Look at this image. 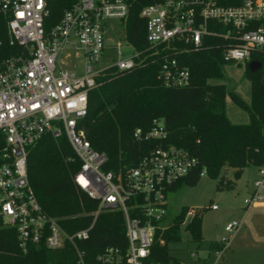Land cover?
<instances>
[{
  "label": "built area",
  "instance_id": "built-area-1",
  "mask_svg": "<svg viewBox=\"0 0 264 264\" xmlns=\"http://www.w3.org/2000/svg\"><path fill=\"white\" fill-rule=\"evenodd\" d=\"M134 1L76 0L47 32V0H0V16L10 44L24 48L23 53L0 64V217L17 231L18 246L24 254L34 246L57 251L70 244L76 250L77 264H91L78 242L90 239L101 213L121 212L126 252L107 248L97 255L95 263L153 264L148 260L156 233L171 224L167 221L168 193L197 171L199 162L184 149L169 145L157 147L123 173L104 171L108 157L92 148L81 126L88 114L90 92L100 85L98 79L107 69L130 72L157 60L161 62L158 78L166 87L188 86L190 69L177 57L204 50L210 37L225 43L226 63L249 62L254 53L264 52V0H243L239 6L223 4L230 0H162L140 12L148 43V57L144 59V52L126 39V22ZM117 21L124 27L127 46L136 52L129 57L123 56L120 42L116 47L108 44L109 35H115L113 22ZM111 51L116 52L112 64L95 70ZM63 54L66 60L81 57L82 72L59 67ZM46 136L67 139L81 164L73 182L98 204L92 225L73 234L44 212L29 182V150ZM134 138L166 140L167 132L155 122L148 132L136 129ZM205 175V169L201 170L200 176ZM255 204H264V166L258 168V180L248 200V207ZM217 209L212 206V210ZM238 227L233 222L225 231L232 233ZM225 249L214 254L220 257Z\"/></svg>",
  "mask_w": 264,
  "mask_h": 264
},
{
  "label": "trees",
  "instance_id": "trees-1",
  "mask_svg": "<svg viewBox=\"0 0 264 264\" xmlns=\"http://www.w3.org/2000/svg\"><path fill=\"white\" fill-rule=\"evenodd\" d=\"M47 1L50 14L45 29L49 32L76 0ZM160 1L135 0L126 22V39L144 52V59L148 57L145 53L148 43L146 24L140 12L145 6ZM242 1L230 0L223 4L239 6ZM0 42V64L24 52L22 46L10 44L2 16ZM224 44L222 39L210 37L204 50L188 51L177 57L191 72V83L185 87H166L162 83L158 78L159 60L130 72L119 73L110 68L101 73L100 85L89 94L88 114L81 126L92 148L108 157L104 171L118 175L136 167L157 147L169 145L184 149L199 162L197 171L176 183L171 192L183 185L196 186L203 169L211 179L218 180L227 168H233L235 178L239 179L249 166H264V52L254 53L247 62L251 102L246 104L225 84L211 83L225 77L224 67L228 63L223 58ZM252 62L257 64L254 71L249 67ZM227 94L248 112V124L236 125L228 120L225 113ZM155 122L162 124L167 132L166 140L134 138L136 129L148 132ZM69 158L72 160L68 161ZM80 166L65 137L56 140L46 136L29 150L28 176L36 197L44 212L57 219L69 234L90 227L94 222L93 213L98 208L97 202L73 182ZM193 212L190 222L185 224L190 209L184 207L164 231L156 233L148 263L179 264L172 256L171 246L182 241L183 228L189 233L191 242L203 240L202 214ZM127 245L125 219L121 212L101 213L90 239L78 242L80 249L87 252L91 264H97V255L105 249L115 248L125 253ZM225 246L222 242H210L209 252L224 250ZM0 264H77V253L68 244L57 251L34 246L24 254L18 246L17 231L6 226L0 217Z\"/></svg>",
  "mask_w": 264,
  "mask_h": 264
},
{
  "label": "rangeland",
  "instance_id": "rangeland-1",
  "mask_svg": "<svg viewBox=\"0 0 264 264\" xmlns=\"http://www.w3.org/2000/svg\"><path fill=\"white\" fill-rule=\"evenodd\" d=\"M113 24L115 35H109L108 44L116 47L120 42L124 57L135 54V50L126 44L123 25L118 21ZM115 59V51L107 52L94 69H106ZM58 61L59 67L63 69L69 68L78 72L83 70L81 57L66 60L63 54ZM247 65V62L228 63L224 67V79L211 83L225 84L232 90L233 95L250 104L251 84L246 77ZM225 106L226 117L232 124L244 125L250 122L248 112L234 102L232 95H226ZM234 172L233 168H227L220 177L222 180H214L205 175L196 186L183 185L168 193L169 223L184 207L190 209L187 224L191 220L192 211H199L203 219V240L200 243L191 242L189 233L183 228L182 241L171 246L172 256L179 260V264H264V211L248 207V200L258 180V167L249 166L239 179L235 178ZM214 205L218 207L217 210H212ZM233 222L239 224V227L232 233L226 232L225 227ZM210 242L224 243L226 251L217 257L209 252Z\"/></svg>",
  "mask_w": 264,
  "mask_h": 264
},
{
  "label": "water",
  "instance_id": "water-1",
  "mask_svg": "<svg viewBox=\"0 0 264 264\" xmlns=\"http://www.w3.org/2000/svg\"><path fill=\"white\" fill-rule=\"evenodd\" d=\"M257 68V64L255 62H252L250 65V69L254 71Z\"/></svg>",
  "mask_w": 264,
  "mask_h": 264
},
{
  "label": "crops",
  "instance_id": "crops-1",
  "mask_svg": "<svg viewBox=\"0 0 264 264\" xmlns=\"http://www.w3.org/2000/svg\"><path fill=\"white\" fill-rule=\"evenodd\" d=\"M252 208H255L256 210L264 211V206H254Z\"/></svg>",
  "mask_w": 264,
  "mask_h": 264
}]
</instances>
